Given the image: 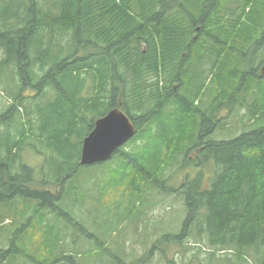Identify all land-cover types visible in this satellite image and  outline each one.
Here are the masks:
<instances>
[{"label":"trees","instance_id":"16d2710c","mask_svg":"<svg viewBox=\"0 0 264 264\" xmlns=\"http://www.w3.org/2000/svg\"><path fill=\"white\" fill-rule=\"evenodd\" d=\"M263 25L264 0H0V202L33 199L36 211L60 215L66 229L75 234L74 225L89 239L87 218L79 220V212L87 215L86 205L97 199L96 193L85 198V188L109 187L98 181L96 168L110 171V186L141 191L149 184L163 187L164 171L179 158L180 167H198L170 190L183 195L185 217L177 234L163 233L156 241L170 246L196 237L233 253L240 264H251L249 257L264 264V93L253 94L255 86L264 91L258 74ZM223 51L219 89L230 92L224 84L237 80L233 93L245 94L239 104H246L252 122L232 138L212 140L207 137L218 125L215 111L225 105L224 96L213 97L200 125L188 112L197 99L183 97L184 85L190 61L203 75L205 58L217 52L219 59ZM257 51L262 58L248 66L249 53ZM115 107L131 119L135 134L110 162L80 165L83 138ZM26 147L42 156L38 181L22 162ZM75 194L80 204L65 200L61 210L62 197L75 201ZM59 229L45 230V237L54 242ZM11 250L0 249V263ZM59 256L62 262L45 264H77L64 251Z\"/></svg>","mask_w":264,"mask_h":264},{"label":"rangeland","instance_id":"374dc122","mask_svg":"<svg viewBox=\"0 0 264 264\" xmlns=\"http://www.w3.org/2000/svg\"><path fill=\"white\" fill-rule=\"evenodd\" d=\"M216 53L209 54L210 56L204 60L205 63L199 66L204 71L203 75L194 67L197 62L195 60L190 61L189 66H187V68L190 67L188 73L190 82L184 85L185 99L188 102L194 98L197 99V103L194 102L195 105L188 112L197 114L196 119L200 125V114L208 113L207 106L213 97L219 99L218 96H224L222 101L225 102V105L218 107L215 111L218 125L207 137V139L212 140L232 138L238 135L241 130L248 128L249 123L252 122L245 116L247 114L246 104H239L243 102L242 96L245 94L241 90L233 93V87L236 86L237 80L232 79L230 83L232 84L233 81L234 83L230 87H228V82L226 85L224 84V89H228L230 92L224 93L219 89L218 83H222V80L225 81L226 68L225 66L222 67L224 63L223 54L225 53L223 51L219 59L218 53ZM249 55L253 60H249L248 66L262 58L258 51L253 56L250 53ZM258 74H260L259 71ZM245 85L247 86L244 82L243 86ZM253 88H255L253 94L264 93L257 86ZM27 93L29 92L27 91ZM184 121L187 126L189 122L186 121L185 117ZM212 122V120L207 119L205 125L210 126ZM143 148L140 149L143 150ZM123 149L128 150V147L124 146ZM164 151L162 149L163 154ZM197 153V150H194L191 152V156L193 157ZM111 158L107 161L110 162ZM21 159L23 164L34 168L35 180H40L42 177L40 169L42 156L26 147L21 153ZM179 161H181L179 158L173 161L164 171L162 177L166 180L163 187L158 184L148 185V178L144 180V185H148L147 189L141 187V191L135 189L121 190L118 189L121 187L120 185L110 186V171L96 168L97 179L100 178L98 181L109 187L103 189L102 185L98 187L97 192L93 185L89 189L88 187L85 188V198L96 193L97 199H92L86 205L87 215L83 209L79 212V220L87 218L88 234L92 235L89 239L84 236L83 240L80 237V230L74 225L70 224L75 234L72 230L66 229L60 221H67V219L60 215L57 216L40 208L39 211H36L37 202L33 199L18 196L4 203L0 202V249L12 248L0 264H45L46 260L50 262L53 259L62 262L63 259L59 256L62 251L74 256L77 264H121L120 260L125 264L130 260L137 261L138 264H240L233 253L226 249L208 247L196 237H186L180 241V244L170 246L165 244L170 242L162 241L161 244V242L156 241L163 233L177 234L185 217L183 195L170 190L178 189L185 179H191L198 167H180ZM114 162L112 161L110 165L114 166ZM96 166L98 165L94 167ZM119 167L120 165L117 170ZM129 169L130 166L127 170ZM51 190L56 193L59 187H53ZM75 195V201L68 197L65 199L63 196L58 202L60 209L66 211L63 208L65 200L74 206L79 205L82 198L77 194ZM81 207L83 206L81 205ZM67 210L73 214V208H67ZM69 212L68 214L71 216ZM42 213H45V216H42ZM55 218H58L60 222L54 221L57 225L52 222ZM57 226L60 227L61 236L55 232L59 238L53 242L51 236L45 237V230L49 228L56 230ZM155 243L157 248L151 252L148 261L146 263L141 262L140 256L148 252ZM207 254H213V258L210 259ZM2 256L1 254L0 259ZM247 262L255 264L251 257L248 258Z\"/></svg>","mask_w":264,"mask_h":264},{"label":"water","instance_id":"95a60500","mask_svg":"<svg viewBox=\"0 0 264 264\" xmlns=\"http://www.w3.org/2000/svg\"><path fill=\"white\" fill-rule=\"evenodd\" d=\"M264 73V65L262 67ZM131 119L119 107L112 108L94 121L93 128L83 138L80 165L105 162L135 134Z\"/></svg>","mask_w":264,"mask_h":264},{"label":"bare ground","instance_id":"6f19581e","mask_svg":"<svg viewBox=\"0 0 264 264\" xmlns=\"http://www.w3.org/2000/svg\"><path fill=\"white\" fill-rule=\"evenodd\" d=\"M247 12V11H246ZM5 31V30H4ZM253 44V43H252ZM238 47V46H237ZM7 58V57H6ZM7 63V62H6ZM248 65V64H247ZM189 66V65H188ZM189 68V67H188ZM11 70V69H10ZM189 71V70H188ZM202 71V70H201ZM191 72V71H190ZM188 74V73H187ZM243 74V73H242ZM16 77V76H15ZM175 88V87H174ZM167 90V89H166ZM182 92V91H181ZM179 93V92H178ZM184 95V94H183ZM185 96V95H184ZM183 96V97H184ZM21 97V96H20ZM22 101H23V99H22ZM192 101V100H191ZM31 102V101H30ZM207 102V101H206ZM209 105V104H208ZM24 107V106H23ZM19 109V108H18ZM197 109V108H196ZM233 115V114H232ZM168 121V120H167ZM187 123V122H186ZM182 126H184V124L182 125ZM185 129V128H184ZM190 129V128H189ZM182 130V129H181ZM161 133V132H160ZM183 133V132H182ZM186 133V132H185ZM189 133V132H188ZM178 134H180V133H178ZM177 134V135H178ZM187 135V134H186ZM186 146V145H185ZM173 156V155H172ZM145 163V162H144ZM139 164V163H138ZM147 164V163H146ZM146 169V168H145ZM150 170V169H149ZM148 170V171H149ZM150 172V171H149ZM153 174V173H152ZM155 176V175H154ZM223 234V233H222ZM13 252V251H12ZM45 260V259H44ZM42 261V260H41Z\"/></svg>","mask_w":264,"mask_h":264},{"label":"flooded vegetation","instance_id":"af4514ba","mask_svg":"<svg viewBox=\"0 0 264 264\" xmlns=\"http://www.w3.org/2000/svg\"><path fill=\"white\" fill-rule=\"evenodd\" d=\"M263 65H264V62L258 67V71H259V73H260L261 75H264V73H262V71H261Z\"/></svg>","mask_w":264,"mask_h":264}]
</instances>
